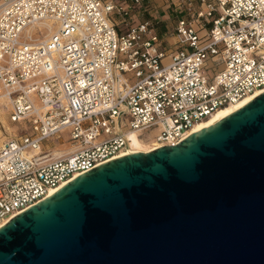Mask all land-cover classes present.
Here are the masks:
<instances>
[{"label": "built area", "instance_id": "obj_1", "mask_svg": "<svg viewBox=\"0 0 264 264\" xmlns=\"http://www.w3.org/2000/svg\"><path fill=\"white\" fill-rule=\"evenodd\" d=\"M161 2L0 4V100L12 122H29L0 145V226L119 157L131 135L175 145L264 91V0ZM65 130L72 150H43Z\"/></svg>", "mask_w": 264, "mask_h": 264}, {"label": "water", "instance_id": "obj_2", "mask_svg": "<svg viewBox=\"0 0 264 264\" xmlns=\"http://www.w3.org/2000/svg\"><path fill=\"white\" fill-rule=\"evenodd\" d=\"M0 264H264V91L30 205L0 226Z\"/></svg>", "mask_w": 264, "mask_h": 264}, {"label": "rangeland", "instance_id": "obj_3", "mask_svg": "<svg viewBox=\"0 0 264 264\" xmlns=\"http://www.w3.org/2000/svg\"><path fill=\"white\" fill-rule=\"evenodd\" d=\"M5 0H0V4ZM156 5H160L157 3ZM29 131V122H12L9 117V105L0 103V145L9 137L19 136ZM67 130L50 138L43 146L45 151L57 153L68 151L72 143L68 140ZM142 143L150 146L148 139H141ZM146 148V147H145Z\"/></svg>", "mask_w": 264, "mask_h": 264}, {"label": "bare ground", "instance_id": "obj_4", "mask_svg": "<svg viewBox=\"0 0 264 264\" xmlns=\"http://www.w3.org/2000/svg\"><path fill=\"white\" fill-rule=\"evenodd\" d=\"M44 25L47 26L48 28V34L46 37L49 36V34L55 30L54 25L52 24V22H45ZM262 91L256 92L250 96H247L239 101H237L236 103L230 104V105H226L224 107L219 108L215 113H213L210 117H208L205 120H202L201 122L196 123L195 125H193L187 133V136L195 133L201 129H203L204 127L215 123L216 121H218L219 119H221L222 117H224L226 114L238 109L239 107H241L242 105H244L247 101L251 100L253 97H255L256 95H258L259 93H261ZM0 103H4L3 100H0ZM129 148L124 151L123 153H121L119 156L121 155H125L127 153H132V152H147L150 151L152 149H155L157 146L155 145H150V146H146L142 143V140L135 134L131 135L129 138ZM146 147V148H145ZM73 147H71L70 149L72 150ZM69 149V150H70ZM60 155V154H58ZM56 190L51 191L52 193H54ZM7 222H4V224ZM3 225V224H2Z\"/></svg>", "mask_w": 264, "mask_h": 264}, {"label": "crops", "instance_id": "obj_5", "mask_svg": "<svg viewBox=\"0 0 264 264\" xmlns=\"http://www.w3.org/2000/svg\"><path fill=\"white\" fill-rule=\"evenodd\" d=\"M157 3L162 4L161 0H156V4Z\"/></svg>", "mask_w": 264, "mask_h": 264}]
</instances>
